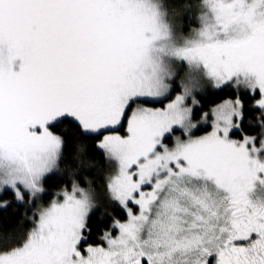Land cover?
Instances as JSON below:
<instances>
[{
    "label": "snow or ice",
    "instance_id": "1",
    "mask_svg": "<svg viewBox=\"0 0 264 264\" xmlns=\"http://www.w3.org/2000/svg\"><path fill=\"white\" fill-rule=\"evenodd\" d=\"M0 264H264V0H0Z\"/></svg>",
    "mask_w": 264,
    "mask_h": 264
}]
</instances>
